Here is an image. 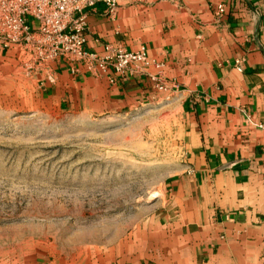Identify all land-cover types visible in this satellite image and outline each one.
I'll return each instance as SVG.
<instances>
[{"label":"crops","instance_id":"1","mask_svg":"<svg viewBox=\"0 0 264 264\" xmlns=\"http://www.w3.org/2000/svg\"><path fill=\"white\" fill-rule=\"evenodd\" d=\"M85 34L97 53L145 47L150 65L121 79L59 62L60 95L98 116L164 104L179 114L182 168L108 264H264L262 0H121L115 17L99 3Z\"/></svg>","mask_w":264,"mask_h":264},{"label":"rangeland","instance_id":"2","mask_svg":"<svg viewBox=\"0 0 264 264\" xmlns=\"http://www.w3.org/2000/svg\"><path fill=\"white\" fill-rule=\"evenodd\" d=\"M34 40L0 18V264H108L182 168L179 114L83 111Z\"/></svg>","mask_w":264,"mask_h":264},{"label":"built area","instance_id":"3","mask_svg":"<svg viewBox=\"0 0 264 264\" xmlns=\"http://www.w3.org/2000/svg\"><path fill=\"white\" fill-rule=\"evenodd\" d=\"M121 0H0V18L2 26H13L27 41L36 37L38 45L51 44L52 54L49 61L83 65L87 71H113L121 79L143 72L150 65L147 50L141 47L136 52H129L121 47L107 45L104 52L97 53L86 49L88 10L103 3L107 13L115 17ZM129 5L146 0H123ZM264 5V0H262ZM224 6H219L217 15L224 14ZM34 20L36 28L29 24ZM33 31V32H32ZM40 37H39V36ZM49 42V43H48ZM237 69L242 71L241 62ZM78 72L75 68L73 71ZM152 78V77H151ZM159 90H164L163 80L157 77ZM155 80V77L152 78ZM114 82V80H113Z\"/></svg>","mask_w":264,"mask_h":264}]
</instances>
